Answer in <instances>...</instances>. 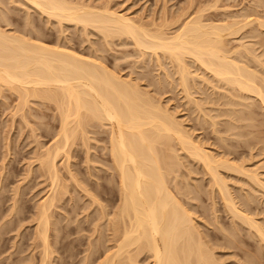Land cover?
Wrapping results in <instances>:
<instances>
[{
	"label": "bare ground",
	"instance_id": "6f19581e",
	"mask_svg": "<svg viewBox=\"0 0 264 264\" xmlns=\"http://www.w3.org/2000/svg\"><path fill=\"white\" fill-rule=\"evenodd\" d=\"M12 1H13V4H12L13 6L16 4V3L14 4V2L18 1V3H17V4H19L18 8L19 7L22 8L23 5H24V7L26 6V9L22 8V9H25L23 13H26L25 11L27 9L31 8L32 10H34V12L36 11L37 13H39L38 15L43 16L45 19H47L48 23H49V21H50V23H51V21H54L53 22L54 25L57 24L56 26L58 27V33H60L59 36L62 35V33H63V31H61V29H63L65 31V29H66L65 25L72 24V27L74 25L75 27H77L79 29L81 28L82 32L80 31V33H83V35L85 34L84 36L88 35V37L89 36L91 37L93 35H92V33L90 35L89 31H92V32L95 31L94 33L99 34L98 37L101 36V38L103 39V40L102 39H100V40L105 42L106 46L104 45L103 47L108 48V46H110V43L112 45V43H116L115 41H117V42L119 41L120 45L125 46V47L127 45H132L133 48L135 49L134 53L137 52L139 54L138 57L141 59V61L142 60L146 61V62L142 61L141 63L145 64V63H147L149 58H150L149 60L153 59L152 61L156 62L155 64L160 69L159 71H161V73L162 72L164 73L163 67H166L165 65L167 63V62L162 63V60H165V61L168 60V63H169L168 65L170 66V64H171V66L173 68L171 70H172V72H174V74H172L174 76L173 77H172V75L170 76L169 71L167 72L165 70L163 77L166 76L165 74L169 73V75L167 74L169 77L167 76L168 78L166 77L165 79L168 80L169 78H173L172 80H174L175 79L174 77L176 75L175 81H177L178 83L177 82H176L177 84L173 83L175 81L172 82V80L170 79L169 85L171 84V82L173 83V86L175 84V87H176V85H179V88L182 89V90H180V92L181 91L184 92L183 93L184 97H187L189 102L192 101V102H190V104L188 103L189 106H191V104H193L196 107L195 110L198 113H200V115H201L200 117H203L202 118L203 123H204V120H206V118L208 119L205 122L209 121L210 124L208 123V125L211 126L210 128H212L213 133L217 132L216 134H218V131L216 129L223 127V125L220 126L219 128L216 127V126H219V125H217V122L220 120L219 117L221 118L222 115L225 117V121L228 118V121L226 123H223L224 126L226 127V128H224L225 130L223 129L224 134H226V132H227L228 136L231 134L230 136H233L234 138L239 139V140H240V138L241 139L245 138V137H243V134H242L243 130L241 132V129H243L242 127H245V129H246V130L244 129V135H246V136L250 135V137H252L254 139L257 136H255L251 133V132H253V129H255L256 126L258 127L259 125L264 126V38H263L264 35L263 36L261 35V34H264V16L261 15L262 13L259 14V12L256 11L259 8L262 9V7H263L262 5H264V0L263 1L262 0H252V2H255L254 3L255 6H253L254 9L251 6H250V8L246 7L247 10H244L242 12L240 11L241 15H239L240 13L237 14L238 12L236 11L237 15L231 14V16H230L229 15L231 13V12L229 13L230 10L228 11V15L225 13L226 12L225 11L223 13L226 15L225 18H221V17L218 18V16H220V15L215 16L217 13L216 14L213 13L215 11L214 9H216V11H218L217 8H219L221 5H223V4H221V5L218 4L219 7H217L218 6L217 3L219 2V0H209V2H201L202 1L201 0L200 2H198V7L194 13H190V14H187V16H184L187 13L185 11L186 10V8H185V10H184L185 14H183L184 12H182V15L180 16V13H181L180 12L179 14H177V18H176V16L171 17V18H176V19H173L174 21L172 23L170 22V24H169V22L168 23L165 22L166 18H164V17H162L164 21H162V22L160 21L161 23L160 22L155 23V21H153V20H150L151 22H148L145 19H144V22L140 21V19L134 20L135 18L133 19L129 16L121 14V12L118 13V12L114 11V10L118 9L116 7H114L116 9H114L112 11V8L108 6V2H107V5H104V4H106V2H104V4L102 6L100 3V5L97 7L96 4H95L96 6L95 5L88 6V4L85 5V4H83V2L82 3L79 2L80 0H12ZM12 1L10 0V4L8 6L7 3H6L7 5L4 3V0H3V2H1V0H0V3L3 4L1 7H5L4 6V4H5L6 7L8 6L10 8ZM224 1L226 2V0H224ZM232 1H234V0H232ZM193 2H196V1L195 0L191 1L190 5ZM262 2H263V4H262ZM164 3H166V2H164ZM222 3H223V1H222ZM232 3H234V2H232ZM20 4H21V6H20ZM199 4H201V5H199ZM259 4H262V5H260L262 7H259ZM195 5H196V3H195ZM1 7H0V92L3 90L5 92V90H7V92L9 91L11 94L17 95L18 102H16V103H18V104L15 105L16 106V112L21 111L24 108H26L25 105L31 103L30 100L33 99V101L36 100V101L41 102V103L38 102V104L40 103L42 105H48V106L50 104L54 105L53 107H55V109L57 110L56 114H58L57 117H58V121H59V124H58L59 128H58L57 132H55L56 133V135H55L56 139L54 140L53 143L51 142L52 143L51 145L49 144L50 146H47V148H44V150L41 147L42 151L40 149L41 152L38 151V153L36 155L37 158H35L36 161L38 162L37 168L41 174L39 176H43V178L45 177L44 180L47 179L46 181L47 182L49 181L48 182L49 185L47 186L49 189V191H48L49 193L47 194V196L45 195L46 197H42L44 199L42 201H39V204H37L35 218H34L35 228L33 226V228L35 230L34 231L35 234L32 236V238L36 235L35 236L36 238L35 237L34 238L38 239L39 245L42 246V247L39 246L42 248L41 249L42 255H41L40 264H50V262H49L50 260L48 258H50V255L52 253L50 254V252H49L50 248H48V245H50L48 232H49L50 227H56L55 225L51 226L52 222H54V221L51 222L50 219H51L53 208L58 207V205L60 204L59 202H61L60 199L63 197L62 195L65 192H67L66 191L67 185L65 186L64 183L60 184V180H59L60 175L58 173V168H57L58 162H56V160L58 159V157L60 158L62 156L61 158L63 159V156H65L64 157V158H66L65 160L67 162L69 161V159H68L69 155H70L69 149L71 147V146L69 147V144L71 145V143H72L71 140L73 139L74 136L77 135L76 133L79 132L78 134L82 133L81 135L84 136L82 140L84 141L83 143H84L85 148L84 147L83 148L85 149L84 152L87 153V157L85 158V160L87 161V163L89 162V160L92 161L93 159L91 160V156L89 158V155H88L89 154L88 150L91 149L90 144H88L89 143L88 140L90 141L91 139H89L90 137L88 136L89 137L88 138L86 135L89 133L88 131L90 129L87 130L86 127L88 128V126H91L93 123H97L96 125L98 127L101 126L100 129L103 128L102 126H104V128L107 127L105 130H104V128L102 130H104V133H106L108 136V140H107L108 146L107 147L106 146L103 147L102 145H100V146H102L103 147L102 149L105 150V152H106L105 154L107 155V158L105 159L106 161H104V160L103 161L109 162V164L106 163V164H108L106 168H107V170H110L112 172V179L113 178L115 179V180L113 179L115 181V183L113 180H111V182L113 181V183H114L113 186L115 187L114 190L116 189L118 192V195H119V203L117 204V206L114 205L115 210L113 208H111L114 211L113 212L111 211L112 214L109 213L112 217L108 218V212H106V211H108L109 209L106 208L107 204H106V207L103 206L101 204V202H98L96 199L98 195H96V198H95L94 194H91L88 192L91 190H87V188L84 189V193L88 197H90L92 199V201L97 204V206L99 208L98 211H99L100 216L97 214V217L99 216V220L104 218V223L107 224V225H105V227L107 226L106 227L107 229L104 228L105 230H107V237L103 236L100 238H104V237L106 239L109 238L107 242L113 243L112 247H111L112 248L111 252L106 251L107 254L104 255L102 262L100 261V262H98V264L99 263L100 264H142L141 260L143 258H146V260H149L148 264H219L220 263L219 261L221 259L218 260V262H217V260H215L216 258L214 257V255H212V253L214 251H211L212 253L210 252L211 245L209 246L210 247L209 248L208 247V245H209L208 240L204 239L209 234H207L203 238V236H202L203 233H201V231H198V228H196L199 225V223L197 225L195 218L192 217V213L190 211L191 207H189V205H188V203H191V202L189 201L188 203H186L188 205V206H186V204L184 205V203L182 202L181 199H180L181 201L179 200L180 196L177 197L180 194L178 186H180L182 184H179L177 187L174 186V188H172L173 185H175V183L172 182L173 185L170 183L172 180L176 179V176L178 175V173H176L177 175L175 174L176 176L173 175V176H175V179H170V176L175 173V171H176L175 168L178 167L179 164H181L180 162H178L179 155L176 154L178 152L177 149L175 148L176 145L178 146V149L183 151V153L185 152L184 154H186V157L189 156V159L191 158L193 160L192 162L196 161V165L200 164L199 166H201V169H203L202 171H205V173L203 172L204 174H202V175H203V177H205L204 175L208 176L209 181L211 182L210 184H208V185H211V186H208V187H210V192L211 193H215V191L217 192L216 194H217L218 198L221 199L220 202L222 201V203L224 205L223 209L224 210L226 209V211H227L226 214H228L229 216H231L230 218H232L230 220V221H232V224L236 225L237 223H240V225H242L243 227L246 226L248 231L249 230L251 231V232L249 231L250 234L255 233V234H253V236L254 235L257 236L256 239L257 238L259 239V243L261 242L262 243L261 245L262 246L264 245V228H263L264 223L259 224L261 222H257L255 219H253L254 217L253 218L250 217L253 214L250 216L247 215V212L249 213V211H250L248 209L249 203H251V200H255V195H254L253 199H251L252 197L250 198V196H252V195L249 196V194H248V196L246 195L248 198L247 199L245 197L246 193H244L245 192V190H244L243 191L244 196H242L243 198L242 197L241 198H242V200H244V197H245V199H247L248 202L246 201L245 204H243V201H242L241 204H243V206L239 207V205H237V204H239L240 202L236 203V201H235L236 199L234 200L235 196H232L233 193L230 192L232 188H230V186L227 185L229 182L225 181V177L222 176L223 174L220 173L221 172L220 170L224 171L225 174H226V172L228 174V171H229V173L231 171L232 172L231 174H233V175H234V173H235V175L237 173H238V175L239 174L243 175L247 180L246 182L253 184V187L260 189V191H261L260 193L262 194V191H263V194H264V183H263L264 181H262L263 178L259 179V176L262 174L259 175V173H258V175H259L258 176L257 174H255V171L254 172L249 171L251 168L249 170H246L247 169L246 167H242L241 165H238L237 163L234 164L235 162L232 163L236 159L235 160L233 159L232 161H230L228 159V157L226 158L225 155L228 154L229 152L226 153L224 156L222 155L223 157H220L221 154L218 156V155H216L217 153H215V151L211 152L209 149H206L207 146L204 147L205 144L203 143V141H202L203 145L200 143V140L194 141L192 134L190 132L188 133V130L183 128L184 126L182 124H184V123L179 122V120H177L178 118L176 119V117H174L172 115V114H174L173 112L170 113V111L167 109L168 106L162 107L163 105H161L159 103V100H158L159 98L157 99L158 102H157V100L155 101L153 99V98L156 99V97H153V96H156L157 94L156 95L153 94L151 96L150 95L151 92L149 93V95L147 94L148 92H146V91L144 92L142 90L143 91L142 92L139 88L142 89L143 87H140L139 84L136 83V81H134V82L132 81L133 79L135 80V77L133 79L131 78L132 80L121 79L119 74H117L118 72H117V66H116V63L118 64L119 62L116 61L117 57H115L114 55L113 56L115 58L114 57L113 58L115 59L114 62H116V63H115V65L112 64L114 66L111 67V69L116 67L114 69L117 73H115V71H111V69L109 70L107 68V66H105L103 64L105 62H103L102 58H104V56L102 57L101 56L102 54H100L101 57L97 55L99 53L104 52L101 50L103 48L100 47L99 50L102 52L97 53L95 51L97 47L96 48L94 47L95 50H93V51H95L97 54L95 53L94 56H92L93 54H89L90 57L85 58L84 56L82 57L81 55L75 53L76 51L75 52L73 51L72 45H71L72 49L68 48L70 45H68V46L66 45L67 47H64L65 45L62 46V44H64L63 41L65 40L64 37H62V36L61 37L63 39L60 37L62 41L60 40V42H58L57 41L59 38L58 37L57 39H55L56 42L54 43V41H53L52 43H54V44H51L54 46L48 45V44H46V42L44 43V39H43L42 35L39 34L41 30L38 31L36 28L39 26L35 27L34 24H32V22H31L32 18H30V16L27 14L29 10L25 14L28 16L24 15L25 18L27 17V21L24 20L25 21L24 27H21L20 29H17V28L11 29L10 27H15V25L19 23L15 19V18H17L18 13H14L17 15L14 16V18H13V12H12V14H11L12 17H10L7 15V11H6V9L9 10V8L5 7V9L3 11L2 10L3 8L1 9ZM18 8L15 7L14 9H18ZM211 9L213 10V12H211V13H213L214 15H212L210 13ZM221 9H219V10H221ZM249 9H253L254 11L249 10ZM226 10H228V9H226ZM255 11L258 12V14ZM8 14H10V12H8ZM191 14H192V16H191ZM178 15H179V17H178ZM182 16L185 18L181 19ZM21 18L23 19L22 16H21ZM17 19H19V18H17ZM37 19H40V18L37 17ZM47 20H45V22ZM141 20H142V18H141ZM38 21H36V22L38 23ZM167 21H168V19H167ZM171 21H172V19H171ZM13 23H15V24L13 25ZM23 24L20 26H23ZM35 25H36V23H35ZM38 25H39V23H38ZM26 26H28V27H26ZM45 26H47V25H45ZM63 26L65 29L63 28ZM3 27L4 28L7 27L10 29H7V28L4 29ZM249 27H250V31L244 32V30L246 28H249ZM89 29H91V30H89ZM44 30H45V28H44ZM42 32L43 31H41V34H42ZM43 33H45V32H43ZM247 34H249V35H247ZM49 36H51V35H49ZM84 36H82V37L84 38ZM44 37H46V34L44 35ZM88 37H86V38L88 39ZM245 38L248 41H246ZM249 38H252L253 40L251 39L252 41H249L250 40ZM65 41H67V43H68L70 40H68V38H67ZM89 41H91V40H89ZM89 41L86 40V43L87 42L89 43ZM235 41L238 43L240 42V43L239 44H232ZM89 44H90V46L91 45L93 46V44H91V42ZM256 45H257V47L258 46H260V47L257 48ZM94 46H96V45H94ZM91 47H89V48H91ZM110 47H112V46H110ZM110 47H109V49L106 48L108 52H110L109 50L112 51V48L110 49ZM125 47H122V48H125ZM261 47H263L262 50H261ZM106 49H105V51H106ZM258 49H260V52ZM113 50H114V47H113ZM77 51H79V50L77 49ZM108 52H105V53H108ZM124 52H125V50H124ZM257 52H259V53H257ZM90 53H92V52H90ZM105 53H103V54H105ZM117 53H119V52H117ZM119 54L121 55V53H119ZM128 54H130V53H128ZM138 54H136V55H138ZM106 56H107V54H106ZM123 56H125V55H123ZM121 58L124 59L125 57L121 56ZM119 59L120 58H118V61H119ZM187 60L188 61L190 60L192 63L196 64V68H197L196 69L197 72L195 74L196 78L193 77L194 73L192 71L190 72L189 68H191L192 64L188 63ZM104 61H105V59H104ZM152 61H150V62H152ZM122 62H124V60H122ZM141 63H140V65H138V63H137V67L139 66V68H140V66H142ZM119 64H121V63H119ZM134 64L135 63H133V65ZM148 64H150V63H148ZM162 64H165V65L162 66ZM188 64H191V66L189 67ZM134 68H135V66H134ZM153 68H155V67H153ZM114 69H112V70H114ZM136 70H138V69H136ZM198 70L200 72H202L203 74L205 73L209 77H205V76L201 75V73L199 74ZM119 73H120V71H119ZM132 73H130V74L132 75ZM192 73H193V75H192ZM143 75H145V74H143ZM148 76H149V73H148ZM160 76L158 77L159 80L158 79L157 80L155 79L156 81L150 80L151 82L153 81V83H156L157 85H159L158 88L155 90H159V88L161 87V83L163 82L161 80ZM155 77H156V75H155ZM138 78L139 77H137V80H138ZM145 78L147 79V76H145ZM145 78H143V81ZM191 78L192 79L195 78V79H197V81L200 80L201 83L204 82V83H206V85H210L211 86L210 88L215 89L219 93L222 90V92H221L222 94H219L222 96H219L217 93L216 95L218 97L216 96L217 97L216 100L213 99V97H212V95H214V94H212V93L209 94L210 92L208 93V92H205V90H204L203 92L201 91V93H203V95H205L204 98L205 97L208 98V96L211 95L207 101L208 104L210 103L211 105H213V103H214V105L215 104L218 105L216 107L223 106V107H225L224 108L225 110L223 109V111H222V108H220V109L216 108L217 110H215L213 108L214 109L213 110L210 107L211 105L209 106L210 109L207 108V106H205V107L208 110L205 108L203 109L202 103L204 102L203 101L204 98L202 100V97L197 98L194 96L195 98H197L195 100V98L194 99L192 98L193 94L190 93L189 88L192 90L193 87L195 89L197 87V85H196V87L195 86L192 87V85H194V84H192V81L195 79H193L191 81V85L189 84ZM126 80H128V81H126ZM140 80H142V79H139V82H140ZM147 83L149 84L147 86H151L150 84H152L150 82H147ZM166 83L168 84V81ZM137 84H138V86H137ZM195 84H198V82H196ZM198 85H200V84H198ZM163 86H164V84H162L161 88H163ZM200 86H198V87H200ZM202 86H203V84H202ZM167 87L169 88V86H167ZM147 88L148 87H146L145 89H147ZM155 88H156V86H155ZM149 89L150 88H148V90ZM173 89H175V88H173ZM197 90H199V89H197ZM188 91H189L190 95H189ZM157 92L159 93L158 94L159 97L164 95V94L161 95L159 91H156L155 93H157ZM201 93L199 96H201ZM206 93H208L209 95L207 94V96H206ZM214 97H215V95H214ZM219 97H222V99L220 98L223 101V102L221 101V104H219L220 102L219 103L217 102ZM190 98H192L193 100ZM207 98H205V100H207ZM33 101H32V103H36V101L35 102H33ZM188 101L186 100V102H188ZM215 101L217 103H215ZM207 103H206V105H208ZM5 104H3V105H5ZM31 104H30V106H31ZM193 105L191 106L192 108H193ZM28 107H29V105H28ZM255 108H257L258 111L260 109L261 113L258 114V111H255ZM38 109H39V107H38ZM189 109H191V108H189ZM26 111H27V109H26ZM26 111H25V113H26ZM214 111L215 112L218 111L217 113H219V111H221L222 115H221V112L218 114L220 116H218L217 113H215L216 115H214ZM254 114H255V116H258V115L262 116V123L263 124L258 123V125H257L256 124L257 122L254 124V121H256ZM198 115L199 114H197V116ZM21 117H22V115H21ZM51 117H54V116H51ZM216 117H218V118H216ZM224 117H222V118L224 119ZM258 117H260V116H258ZM217 119H219V120L217 121ZM197 120H198V117H197ZM44 121H45V119H44ZM257 121H260V120H257ZM219 122L222 124V121H219ZM219 122H218V124H219ZM238 123H240V124L238 125ZM198 124L200 125V123H198ZM241 124H242V127H241ZM20 125H21V123H20ZM41 125H43V124H41ZM204 125H205V123H204ZM98 127H96V128H98ZM200 127L201 126H199V128ZM260 127L262 128V126H259L258 129ZM51 128L53 129V127H51ZM202 128H204V127H202ZM247 128L249 130H250V128H252V129H251V131H249ZM206 129L207 128H205V130ZM201 130H203V129H201ZM247 130L251 134L250 133L245 134V131L247 133ZM259 130H258V132H260ZM223 131H220L219 134L222 133ZM48 132H52V131H48ZM93 132L90 131V133H92V134H93ZM210 133H212V132H210ZM253 133H255L257 135L256 131H254ZM262 133L263 132L261 131L258 134L257 139H255V140L261 139V142L259 141L260 143H262L264 141V139L262 138V137H264L263 136L264 133L263 134ZM52 134H54V133H52ZM92 134H90V135H92ZM81 135H77V136H81ZM259 135H262V136H259ZM204 136H205V133H204ZM98 138L100 139V137H98ZM221 138H223V136ZM221 138H220V140H221ZM36 139H38V138H36ZM230 139L231 138H229V140H227V141H230ZM207 140H209V139H207ZM223 141L225 142L226 138ZM246 141L249 142L250 140H248V138H247ZM38 142H37V146H39ZM102 142H103V139H102ZM243 142H242V144H243ZM105 143H104V145H105ZM172 143L174 146L172 145ZM175 143H176V145H175ZM207 145H208V143H207ZM230 145H232V144H230ZM249 145H250V143H249ZM252 145H253V143H252ZM257 145H258V143H257ZM213 146L217 147V145H213ZM225 146H226V144H225ZM247 146H245V148ZM5 147H7V146L5 145ZM221 147L225 148L224 146H221ZM228 148L231 150L234 147L232 145V148H230V146ZM217 149H220L219 146ZM261 149H262V147L260 148V150ZM248 150H249V148H248ZM254 150H255V147H254ZM236 151H235V153H236ZM8 153H10V152H8ZM235 153H233V154H235ZM222 154H223V152H222ZM6 155H7V153H6ZM177 155H178V157H177ZM4 156H5V154H4ZM238 156H240V155H238ZM229 157H231V156H229ZM239 158H241V157H239ZM250 158H252V157L250 156ZM243 159H245V158H243ZM238 160H240V159H238ZM86 161H85V163H86ZM67 162L65 163L66 167L69 163V162L68 163ZM104 162H103V164H104ZM241 162H238V163H241ZM100 163H102V162H100ZM69 164H71V163H69ZM65 165H64V167H65ZM243 165H244V163H243ZM180 166L182 167V165H180ZM179 167H178V170H179ZM67 168L66 169L69 172V167H67ZM258 168H260V167H258ZM2 170H3V168H2ZM2 170H1V172H2ZM34 170L37 171L36 168ZM1 172H0V174H1ZM32 172H34V171H32ZM70 172H71V170H70ZM70 172H69V174H71ZM188 173H189V171H188ZM196 173H197V171H196ZM198 173H202V172L200 171ZM228 175H230V174H228ZM90 176H88V177L90 178ZM3 177H5V176H3ZM177 177H179V176H177ZM68 178H69V176H68ZM70 181L76 182L75 180H72V179ZM87 181H89V180H87ZM239 183H240V181H239ZM248 183H247V185H248ZM104 184H106V183H104ZM170 184L172 187L170 186ZM251 184H249V185L252 186ZM62 185H64L65 188H64V186L62 187ZM76 185H77V183H76ZM199 185L201 186V184H199ZM21 187H22V185H21ZM81 187H82V185H81ZM85 187L86 186L84 185V187H82V188H85ZM194 187H195V185H194ZM101 188H103V187H101ZM187 188H186V190H187ZM229 188H230V190H229ZM19 189H21V188H19ZM240 189H238V190L240 191ZM250 189L252 192V187ZM250 189L247 191H250ZM17 190H18V187H17ZM94 190H95V188H94ZM96 191H97V189H96ZM200 191H202V190H200ZM256 191L257 190H253V192H256ZM0 192H3V191H0ZM186 193H187V191H186ZM190 193L193 194L194 191H193V193L192 192H190ZM205 193H204V195H205ZM207 193H209V192H207ZM256 193H259V192H256ZM13 194H14V198H15V196L17 195V191L13 192ZM234 194H236V193H234ZM105 195H108V194H105ZM182 195H184V194H182ZM194 195H196V194H194ZM189 196L190 195H188V197ZM212 196L214 197V194H211L210 197H212ZM217 196H215V197L217 198ZM208 197L209 196L207 195V198ZM258 197H259V195H258ZM195 198H196V196H194V199ZM197 198H198V196H197ZM1 199H3V198H1ZM191 199H193V197L188 198V200H191ZM198 199H200V198H198ZM12 200H13V204L11 205L12 208H10V210L13 212L15 210V208L17 207L15 205V200H17V199H15V200L12 199ZM39 200H41V199H39ZM98 200H99V197H98ZM211 200H212V198L210 199V201ZM196 201L194 200V202H196ZM56 202L59 204L55 205ZM212 203H211V205H214L215 202L213 201ZM258 204H259V202H258ZM200 205L201 204H199V206ZM262 205H264V204H262ZM194 207H195V205H194ZM215 207H217V206H215ZM105 208L107 210H105ZM56 209H58V208H56ZM63 209H64V207H63ZM18 210H22V209H18ZM204 211H205V209H204ZM261 211H262V209H261ZM7 212H8V210H7ZM254 213H256V212H254ZM210 214H212V213H209V215ZM6 215L7 214H5V217H6ZM8 215H10V214H8ZM213 215H214V212H213ZM8 217H6V218H8ZM33 217L34 216H32V218ZM205 217H207V215ZM66 218H68V215ZM212 218H209V220ZM216 219H217V217H216ZM11 220H13V219H11ZM16 220H18V219H16ZM55 220L59 222V219L58 220L55 219ZM96 220H98V219H96ZM199 220H200V218H199ZM1 221H2V219H1ZM19 221H17V222H19ZM68 221H69V219H68ZM261 221H262V218H261ZM7 222H10V221H7ZM32 222H33V220H32ZM207 222H209V221H207ZM234 222L235 223L237 222V223L235 224ZM204 223H205V221H204ZM216 223H217V220H216ZM216 223H215V227H216V225H218V223L217 224ZM8 224H10V223H8ZM18 224H20V223H18ZM56 224H58V223L56 222ZM66 224H67V222H66ZM66 224H65V226H66ZM211 225H209V226H211ZM238 225L239 224H237V226ZM261 225H263V227ZM99 226H100V224H99ZM19 227H20V225H19ZM95 227H97V226H95ZM220 227L221 226L219 225V228ZM81 229L82 228H80V230ZM242 230H243V228H242ZM12 231H14V230H12ZM15 231H17V230H15ZM96 231H97V229H96ZM100 233H101V231H100ZM206 233L207 232H205V234ZM242 233H243V231H242ZM19 234H20V232H19ZM69 234H70V232H69ZM230 236H232V235H230ZM253 236H251V237L253 238ZM208 237L210 238V236H208ZM100 238H98V239H100ZM225 240H227V239L225 238ZM40 242H41V244H40ZM223 242H225V241H223ZM216 243H218V241ZM233 243H229V244L234 245ZM97 244H98L97 246H99V242ZM109 244H111V243H109ZM241 244H242V242H241ZM31 245H32V242H31ZM226 246H227V244H226ZM25 247H28V245ZM35 248H36V246H35ZM95 249L97 250V248H95ZM239 249H240V247H239ZM259 249L260 248H258V250ZM90 250H91V248H90ZM101 250H103V249H101ZM93 251H94V249H93ZM5 252H7V249ZM108 252H110V253H108ZM245 252H247V251L245 250ZM21 253H23V252H21ZM213 254H215V253H213ZM31 255L33 257V254H31ZM244 255H246V254H244ZM89 256H91V255H89ZM257 256H253V255H251L250 257L246 256V258H247L246 264H258L259 260H258ZM0 257H1V253H0ZM87 257L85 255V258H87ZM244 258H245V256H244ZM15 259H17V258H15ZM26 259H24V260H26ZM259 259H260V256H259ZM39 260H40V258H39ZM47 260H49V261H47ZM83 260H85V259L83 258ZM31 263L32 262H30V264Z\"/></svg>",
	"mask_w": 264,
	"mask_h": 264
},
{
	"label": "rangeland",
	"instance_id": "374dc122",
	"mask_svg": "<svg viewBox=\"0 0 264 264\" xmlns=\"http://www.w3.org/2000/svg\"><path fill=\"white\" fill-rule=\"evenodd\" d=\"M12 1V0H11ZM191 1H194V0H80L79 2H83V4H85V5H87L88 4V6H93V5H97V7L100 5V3H101V6L104 4V2H106V4H104V5H107V2H108V6L109 7H111L112 8V11L114 10V9H116V8H118L117 10H114V11H116V12H118V13H120L121 12V14H124V15H126V16H129V17H131V18H135L134 20H137V19H140V21H143L144 22V19L146 20V21H148V22H151L150 20H153V21H155V23H158V22H162V21H164L163 20V18L162 17H164V18H166V20H165V22L166 23H168L169 22V24H170V22L172 23L174 20L173 19H176L177 18V14H179L180 12V16L182 15V12H184V10H185V8H186V14H185V12L183 13V14H185L184 16H187V14H190V13H194L195 11H196V9H197V7H198V2H200L201 0H195L196 2H193V3H191V5H190V2ZM222 1H223V3H222ZM219 0V2L217 3V5L219 4V5H221V4H223V5H221L220 7L222 8H220L219 7V5L217 6V7H219V8H217V10L218 11H216V9H214L215 11L213 12V10L211 9V11H210V13L211 12H213V13H217L215 16H218V15H220V16H218V18H225L226 17V15L225 14H223L225 11V13L228 15V11H229V15L231 16V14H235V15H237V14H239L240 13V11L242 12V11H244V10H247V8L246 7H249L250 8V6L253 8V6H255V2H252V0H234V1H232V0H226V2L224 1V0ZM229 1V2H228ZM238 3H237V2ZM263 1V0H262ZM1 2H3V0H1ZM85 2V3H84ZM91 4H90V3ZM96 2V3H95ZM164 2H166V3H164ZM201 2H209V0H202ZM211 2V1H210ZM232 2H234V3H232ZM4 3L6 4H8V6H9V4H10V0L8 1V0H4ZM16 3V4H15ZM18 3V1L17 2H14V4L16 5H14L16 8H18V5L19 4H17ZM112 3V4H111ZM195 3H196V5H195ZM1 4V3H0ZM4 4V6L6 7V5ZM13 4V1L11 2V5ZM90 4V5H89ZM164 4V5H163ZM189 4V5H188ZM233 4V5H232ZM254 4V5H253ZM262 4H263V2H262ZM262 4H259V7H262V9L261 8H259V9H255L256 11H258L259 12V14H261L262 16H264V5H262ZM3 4H1L0 5V7L2 6ZM10 5V8H9V10L8 9H6V11H7V15L8 16H10V17H12V12H13V18H14V16H16L17 14H14V13H18V15H17V18H19V19H17V18H15L19 23L18 24H16L15 25V27H10L11 29L13 28H17V29H20L21 27H24V25H25V21L24 20H26L27 21V17L25 18V16H30V18H32L31 20V22H32V24H34V26L36 27V26H39V27H36L37 28V30L38 31H43V32H45V33H43L42 32V34H41V31H40V35H42V37H43V39H44V43L46 42V44H48V45H51V44H54L55 42H56V40L55 39H57L58 37L60 38L61 36L62 37H64V39L66 40L67 38H68V40H70L68 43H67V41H63V43L64 44H62V46H64V47H67L68 45H70L68 48H71L72 49V47H73V51L75 52V53H77V54H79V55H81L82 57L84 56L85 58H89L90 57V55L89 54H93L92 56H94V54L97 52V53H99V52H102V51H104V52H102V53H99V54H97L98 56H100V54H102L101 56L103 57L104 56V58H102L103 59V62H105V63H103L105 66H107V68L110 70L111 69V67H113L114 65H115V63L116 62H114L115 61V57H117V59H116V61L117 62H119V63H121V64H117L116 63V66H117V72L115 71V69L114 68H116V67H114V68H112V69H114V70H112L111 69V71H115V73H117V74H119V76L121 77V79H123V80H125V79H128V80H132L134 77H135V80L133 79L132 81L134 82V81H136V83H138L139 84V86L140 87H143L142 89L141 88H139L141 91L143 90L144 92L146 91V92H148L147 94L149 95V93H150V95L152 96L153 94H157L156 96H153V97H156V99L155 98H153L155 101L158 99L159 100V103L161 104V105H163L162 107H164V106H168L167 107V109L170 111V113H174V114H172L174 117H176V119L177 120H179V122H182V123H184V124H182L184 127V129H186V130H188V133L190 132L191 134H192V136H193V139H194V141H196V140H200V143L202 144V141H203V143L205 144V146L204 147H206V149H209L211 152L212 151H215V153H217L216 155H220L221 154V156L220 157H223L226 153H228V154H226L225 156H226V158L228 157V159L230 160V161H232L233 159L235 160V161H233L232 163H234V164H238V165H241L242 167H246L247 169L246 170H249L250 168V170L249 171H255V174H257L258 175V173H259V175L260 174H262V175H258L259 176V179H262V181H264V141L262 142V143H260L261 142V139H259V140H255V139H257V137H258V134L262 131L263 133H264V126L263 125H259V126H262V128L260 127L259 129H258V127L256 128L255 127V129H253V132L254 131H256L257 132V135L255 134V133H253V132H251L253 135H255V136H257L256 138H252V137H250V135L248 136H246V135H244V129H245V127H242V124H241V127L243 128V129H241V132H242V130H243V132H242V134H243V137H245V138H240V140L239 139H236V138H234L233 136H228V134H227V132H226V134H224V131H223V129L224 128H226L225 126H224V124L223 123H226L227 121H228V118L226 119V121H225V117L222 115V112L221 111H219V113L221 112V115H222V117H224V119L221 117H219V119H217V121L219 120V121H222V124L219 122V124H218V122H217V125H219V126H216L217 128H219L220 126H222L223 125V127H220L219 129H216L217 131H218V134H216V133H213V131H212V128H210L211 126L210 125H208V123H209V121L208 122H205V121H207L208 119L206 118V120H204V123H205V125H204V123H203V117H200L201 115H200V113H198L195 109H196V107L193 105V104H191V106L193 105V108L191 107V106H189V104H190V102H192V101H188V99H187V97H184V92L183 91H181L180 92V90H182L181 88H179V85H176V87H175V84H174V86H173V83H176L177 81H175L176 80V75H175V79L174 80H172L173 78H169L168 80L167 79H165L168 75H169V73H170V76L172 75V74H174V72H172V70L171 69H173L172 68V66H171V64H170V66L168 65L169 63H168V60L167 61H165V60H162V63L164 62V63H166V65L165 64H162V66L163 65H165L166 67H163L164 69V73H165V70L168 72L169 71V73H167V74H165L166 76L165 77H163L164 75V73L162 72L161 73V71H159L160 69L157 67V65L155 64L156 62L155 61H152V60H149L148 59V61H147V63H141L142 61H144V60H142L141 61V59L138 57L139 56V54L136 52V53H134V51H135V49L133 48V46L132 45H127L126 47L125 46H122V45H120V42L118 41H115L116 43H112V45H111V43H110V46H112V47H110V46H108V48L107 47H103L104 45L106 46V44H105V42L104 41H102L103 39L101 38V36H99L98 37V35L99 34H95L94 32H92V31H89L90 33V35H91V33H92V35L93 36H89L88 37V35L87 36H84L83 35V33H80V31L82 32V30H81V28L79 29V28H77V27H75L74 25H73V27H72V24H67V25H65V28L67 29H65L64 28V26H63V28L65 29V31L63 30V29H61V31H63V33H62V35H60L59 36V34L60 33H58V27L56 26L57 24H55L54 25V21H51V23H50V21H49V23H48V20L47 19H45L43 16H40V15H38L39 13H37L36 11V13L34 12V10H32L31 8V10L33 11H31L30 9H27L25 12L27 13V11H28V15H25L26 13H23L24 12V10L26 9V6L24 7V5H23V7L22 8H25V9H22L21 7H19L18 9H14L15 7L12 5L11 6ZM95 5V6H96ZM166 5V6H165ZM199 5H201V4H199ZM248 5V6H247ZM260 5H262V6H260ZM20 6H21V4H20ZM232 6V7H231ZM5 7H1V9L4 11V9H5ZM6 7V8H7ZM114 7H116V8H114ZM193 7V8H192ZM229 7V8H228ZM12 8V9H11ZM28 8V7H27ZM110 8V9H111ZM168 8V9H167ZM184 8V9H183ZM191 8V9H190ZM243 8V9H242ZM22 9V10H21ZM219 9H221V10H219ZM226 9H228V10H226ZM254 9V8H253ZM253 9H249V10H253ZM15 12H14V11ZM20 12H19V11ZM168 10V11H167ZM5 11V12H6ZM18 11V12H17ZM238 13H237V12ZM254 11V10H253ZM255 11V12H256ZM261 11V12H260ZM8 12H10V14H8ZM123 12V13H122ZM172 12V13H171ZM222 12V13H221ZM254 12V13H255ZM258 12H256L257 14H258ZM33 13V14H32ZM169 13V14H168ZM213 13H211L212 15H214ZM237 13V14H236ZM245 13V12H244ZM25 15V16H24ZM33 15V16H32ZM38 15V16H37ZM134 15V16H133ZM194 15V14H193ZM239 15H241V13L239 14ZM21 16L23 17V19L21 18ZM40 16V17H39ZM175 17L176 16V18H171V17ZM191 16H192V14H191ZM223 16V17H222ZM37 17L38 18H40V19H37ZM178 17H179V15H178ZM141 18H142V20H141ZM184 19L185 17H181V19ZM167 19H168V21H167ZM171 19H172V21H171ZM39 20V21H38ZM45 20H47L46 22H45ZM170 20V21H169ZM24 21V22H23ZM36 21H38V23H39V25H38V23L36 22ZM36 23V25H35V23ZM160 22V23H161ZM24 23V24H23ZM46 23V24H45ZM15 23H13V25H14ZM23 24V26H20V25H22ZM44 24V25H43ZM51 24V25H50ZM12 25V26H13ZM45 25H47V26H45ZM49 25V26H48ZM18 26V27H17ZM33 26V25H32ZM43 26V27H42ZM54 26V27H53ZM56 26V27H55ZM26 27H28V26H26ZM75 27V28H74ZM4 28V27H3ZM7 27H5L4 29H6ZM10 28H7V29H10ZM35 28V29H36ZM39 28V29H38ZM44 28H45V30H44ZM76 29V30H75ZM89 30H91V29H89ZM252 30V29H251ZM49 31V32H48ZM246 31H250V27L249 28H246L245 30H244V32H246ZM60 32V31H59ZM51 33V34H50ZM46 34V37H44V35ZM260 34V33H259ZM49 35H51V36H49ZM247 35H249V34H247ZM246 35V36H247ZM262 36L264 35V34H261ZM82 36H84V38L87 40V41H89V40H91V41H89V43L91 42V44H93V48L90 46V44L87 42L86 43V40L82 37ZM48 37V38H47ZM61 37V38H62ZM86 37H88V39L86 38ZM58 38V42H60V40H61V38L59 39ZM99 38V39H98ZM248 38V37H247ZM264 38V37H263ZM63 39V38H62ZM100 39H102V40H100ZM246 39V38H245ZM244 39V40H245ZM250 40L249 41H252L253 39L252 38H249ZM252 39V40H251ZM85 40V41H84ZM50 41V42H49ZM54 41V43H52ZM62 41V40H61ZM246 41H248L247 39H246ZM67 44H66V43ZM102 42V43H101ZM62 43V42H61ZM95 43V44H94ZM97 43V44H96ZM240 43V42H239ZM238 42H234V43H232V44H239ZM102 44V45H101ZM118 44V45H117ZM67 45V46H66ZM71 45H72V47H71ZM94 45H96V46H94ZM100 45V46H99ZM51 46H54V45H51ZM129 46V47H128ZM89 47H91V48H89ZM96 48V50H95V48ZM103 48V49H101L102 51H100L99 50V48ZM109 47H110V49L112 48V51L111 50H109L110 52H108L107 51V49H109ZM113 47H114V50H113ZM122 47H125V48H122ZM256 47H257V45H256ZM258 47H260V46H258ZM257 47V48H258ZM107 48V49H106ZM262 48L263 47H261V50H262ZM77 49L80 51H77ZM98 49V50H97ZM105 49H106V51H105ZM92 50V51H91ZM93 50H95V51H93ZM124 50H125V52H124ZM259 50V52H260V49H258ZM114 51V52H113ZM257 51V50H256ZM90 52H92V53H90ZM94 52V53H93ZM105 52H108V53H105ZM113 52V53H112ZM117 52H119V53H121V55L119 54V53H117ZM124 52V53H123ZM259 52H257V53H259ZM103 53H105V54H103ZM128 53H130V54H128ZM106 54H107V56H106ZM128 54V55H127ZM134 54V55H133ZM136 54H138V55H136ZM88 55V56H87ZM96 55V56H97ZM115 57H114V56ZM120 57H119V56ZM123 55H125V56H123ZM100 56V57H101ZM121 56L122 57H125L124 59H122L121 58ZM140 59H138L137 57ZM109 57V58H108ZM114 57V58H113ZM118 58H120L119 59V61H118ZM127 58V59H126ZM137 58V59H136ZM104 59H105V61H104ZM107 60V61H106ZM113 60V61H112ZM122 60H124V62H122ZM102 61V60H101ZM135 61V62H134ZM150 61H152V62H150ZM114 62V63H113ZM144 62H146V61H144ZM187 62L188 63H191L192 64V66H191V64H188L189 65V67L191 66V68H189V70H190V72L192 71L193 73H194V75L196 74V64H194V63H192L190 60L188 61L187 60ZM133 63H135L134 65H133ZM137 63H138V65H140V63H141V65L142 66H140V68H139V66L137 67ZM148 63H150V64H148ZM112 64H114V65H112ZM148 64V65H147ZM153 64V65H152ZM145 65V66H144ZM134 66H135V68H134ZM153 66V67H155V68H151V67ZM151 69H150V68ZM158 68V69H157ZM134 69V70H133ZM136 69H138V70H136ZM157 69V70H156ZM150 70V71H149ZM119 71H120V73H119ZM174 71V70H173ZM195 71V72H194ZM133 72V73H132ZM148 72L149 73V76H148V73L146 74V73ZM159 72V73H158ZM172 72V73H171ZM130 73H132V75L130 74ZM158 73V74H157ZM193 73H192V75H193ZM198 73L200 74L201 73V75H203V76H205V77H209L208 75H206L205 73L203 74L202 72H200L199 70H198ZM197 73V74H198ZM143 74H145V75H143ZM129 75V76H128ZM155 75H156V77H155ZM161 75V76H160ZM193 75V77H195L196 78V75L194 76ZM142 76V77H141ZM145 76H147V79L145 78ZM160 76V78H161V80L163 81L162 83H161V87H162V84H164V86H163V88H159V90H155V89H157L158 88V86L159 85H157L156 83H153V81L151 82L150 80H157L158 79V77ZM174 75H172V77H173ZM137 77H139L138 78V80H137ZM169 77V76H168ZM167 77V78H168ZM132 78V79H131ZM143 78H145L144 79V81H143ZM195 78H193V79H195ZM139 79H142V80H140V82H139ZM149 79V80H148ZM170 79L172 80V82L173 81H175V82H171V84L169 85V82H170ZM192 78L190 79V82H189V84L191 85V81L193 80ZM211 79V78H210ZM209 79V80H210ZM128 80H126V81H128ZM147 80V81H146ZM155 80V81H156ZM159 80V79H158ZM166 80V81H165ZM178 80V79H177ZM196 80V81H195ZM195 80H193L192 81V84H194V85H192V87L193 86H195L196 87V85H197V87L198 86H200V87H196V89L193 87L192 88V90L189 88V90H190V93L191 94H193V96H192V98L194 99L195 97H197V98H201L202 97V100H203V98H204V96L205 95H203V93H201V91L203 92L204 90H205V92H210L209 94H214L215 95V97H214V95H212V97H213V99H215L216 100V98L218 97L216 94L218 93V95L219 94H222L221 92H222V90L220 91V93L219 92H217L215 89H213V88H210L211 86L210 85H206V83H201L200 82V80L199 81H197V79H195ZM165 81V82H164ZM168 81V84L166 83ZM144 82V83H143ZM147 82H150V83H152V84H150L151 86H147V85H149ZM196 82H198V84H200V85H198V84H195ZM200 82V83H199ZM146 83V84H145ZM178 83V82H177ZM176 83V84H177ZM138 84H137V86H138ZM156 84V85H155ZM202 84H203V86H202ZM153 85V86H152ZM155 86H156V88H155ZM167 86H169V88L167 87ZM146 87H148V88H150L149 90H148V88L147 89H145ZM171 87V88H170ZM191 87V86H190ZM168 88V89H167ZM173 88H175V89H173ZM203 88V89H202ZM205 88V89H204ZM208 88V89H207ZM163 89V90H162ZM168 91H167V90ZM194 89V90H193ZM197 89H199V90H197ZM201 89V90H200ZM3 90V89H2ZM162 90V91H161ZM197 90V91H196ZM142 91V92H143ZM156 91H159L160 92V94L162 95V94H164V95H162V96H160L159 97V93L157 92V93H155ZM164 91V92H163ZM170 91V92H169ZM212 91V92H211ZM216 91V92H215ZM9 92V91H8ZM7 92V90H5V92H4V90L3 91H1L0 92V172H1V170H2V168H3V170H2V172H1V174H0V191H3V192H0V253H1V257H0V264H20L21 262V264H30V262H32L31 264H40V261H41V245H39V240L38 239H35L36 237V235L32 238V236L35 234V230H34V228H35V223H34V218H35V213H36V207H37V204H39V201H42L44 198H42V197H46L47 196V194L49 193L48 191H49V189H48V182L46 181V180H44L45 179V177L43 178V176H39V175H41L40 174V171L38 170V162L36 161V159L35 158H37V153H38V151L39 152H41L42 151V149H41V147L43 148V150H44V148H47V146H50L53 142H54V140L56 139V133L55 132H57V130H58V128H59V121H58V117H57V115L58 114H56L57 113V110L55 109V107H53L54 105H42V104H40L41 102L40 101H36V103H32V101H33V99L32 100H30L31 101V103H29V104H27V105H25V107L26 108H24L23 110H21V111H18V112H16V106L15 105H17L18 103H16V102H18V98H17V95L16 94H11L10 92L8 93ZM167 92V93H166ZM214 92V93H213ZM2 93V94H1ZM188 93H189V91H188ZM190 93H189V95H190ZM199 93V94H198ZM200 93H201V96H199L200 95ZM208 93H206V96H207V94ZM4 94V95H3ZM208 94V95H209ZM203 95V96H202ZM195 96V97H194ZM211 95H209L208 96V98L207 97H205V98H207V100H205V98H204V102L202 103L203 104V106H202V108L204 109H207V108H209L210 109V107H211V109H215V110H217L216 108H222V111H223V109L225 108V107H223V106H220V107H216V106H218V105H214V103H213V105H211L210 103L208 104L207 103V101H208V99H209V97H210ZM217 96V97H216ZM219 96H222V95H219ZM190 97V96H189ZM211 97V98H212ZM164 100H163V99ZM185 100H184V99ZM192 98H190V99H192ZM197 98H195V100L197 99ZM222 99V97H219V99H218V103L219 104H221V99ZM3 99V100H2ZM192 99V100H193ZM158 100H157V102H158ZM186 100L188 101V102H186ZM199 100V99H198ZM220 100V101H219ZM35 101H33V102H35ZM6 104H5V103ZM38 102H40L39 104L41 105H39L38 104ZM164 102V103H163ZM200 102V101H199ZM216 101H215V103H217ZM223 102V101H222ZM189 103V104H188ZM205 103V104H204ZM206 103L208 104V105H206ZM3 104H5V105H3ZM30 104H31V106H30ZM34 104V105H33ZM188 104V105H187ZM28 105H29V107H28ZM39 105V106H38ZM211 105V106H210ZM33 106V107H32ZM51 106V107H50ZM205 106H207V108L205 107ZM210 106V107H209ZM14 107V108H13ZM31 107V108H30ZM38 107H39V109H38ZM47 107V108H46ZM195 107V108H194ZM42 108V109H41ZM189 108H191V109H189ZM26 109H27V111H26ZM31 109V110H30ZM45 109V110H44ZM165 109V108H164ZM166 109V110H167ZM193 109V110H192ZM213 109V110H214ZM15 110V111H14ZM29 110V111H28ZM195 110V111H194ZM208 110V109H207ZM225 110V109H224ZM25 111H26V113H25ZM54 111V112H53ZM168 111V112H169ZM194 111V112H193ZM255 111H258L257 110V108H255ZM259 111H260V109H259ZM258 111V114H260L261 113V111L259 112ZM21 112V113H20ZM218 112V111H217ZM217 112H215L214 111V115H216L215 113H217ZM16 115H15V114ZM42 113V114H41ZM213 113V112H212ZM219 113H217V115L219 114ZM40 114V115H39ZM197 114H199L198 116H197ZM21 115H22V117H21ZM26 115V116H25ZM38 115V116H37ZM51 116H54V117H51ZM218 116H220V115H218ZM258 116H260V117H258ZM258 116H255V114H254V117H255V120L256 121H254V124L256 123L257 125H258V123H262V116L261 115H258ZM25 117V118H24ZM57 117V118H56ZM197 117H198V120H197ZM24 118V119H23ZM49 118V119H48ZM52 118V119H51ZM216 118H218V117H216ZM215 118V119H216ZM21 119V120H20ZM23 119V120H22ZM44 119H45V121H44ZM52 121H51V120ZM205 119V118H204ZM39 120V121H38ZM55 120V121H54ZM187 120V121H186ZM202 120V121H201ZM257 120H260V121H257ZM23 121V122H22ZM47 121V122H46ZM225 121V122H224ZM12 122V123H11ZM45 122V123H44ZM186 122V123H185ZM200 123V125L198 124V123ZM20 123H21V125H20ZM27 123V124H26ZM203 123V124H202ZM41 124H43V125H41ZM97 123H93L91 126H88V128L86 127V129L87 130H89L88 132L90 133V131L91 132H93V134L92 133H90V134H92V135H90L88 132V134H86L87 135V137L89 138V139H91L90 141L88 140V144H90V148L91 149H89L88 151V155H89V158H90V156H91V160L92 161H90L89 160V162L87 163V161L85 160V158L87 157V153L86 152H84L85 151V146H84V141L82 140L83 139V137L84 136H82L81 134H78L79 132H77L76 134L77 135H81V136H74L73 137V139L71 140L72 141V143H71V145L69 144V147H70V149H69V163H71V164H69L65 159L66 158H64L65 156H63V159L60 157H58V159L56 160V162H58L57 163V168H58V173H59V175H60V184L62 183H64V185L66 186L67 185V187H66V191L67 192H65L62 196V198L60 199V201L61 202H59V203H55V205L57 204H59L58 205V207H56V208H58V209H56V208H53V211H52V215H51V219H50V221L52 222V221H54V222H52V225L51 226H56V227H50V229H49V243H50V245H48V248H50L49 250V252H50V258H48L49 260H47V261H49L50 262V264H85L86 262V264H98V262H102V259L104 258V255H106L107 253H106V251H110L111 252V247H112V242H107L108 241V239L109 238H105V237H107V230H105V229H107L106 227H105V225H107L106 223H104V218H100L101 220H99V208H98V206H97V204L96 203H94L93 201H92V199L90 198V197H88L85 193H84V189H86L87 188V190H91V191H88L89 193H91V194H94L93 196L96 198V195H98L97 196V201L98 202H101V204L103 205V206H105L106 207V204H107V209H109L108 211H106V212H108V218H111L112 216L110 215V214H112L111 213V211L113 212L114 210H115V208H114V205H116L117 206V204L119 203V195H118V192H117V190L115 191L114 190V183H115V179L113 180L112 179V172L110 171V170H107V165L109 164V162H104V161H106L105 159L107 158V155L105 154L106 152H105V150H103L102 148L103 147H107L108 146V136H107V134L106 133H104V130L107 128L106 126V128H104V126H102L103 128H104V130H102V129H100L101 128V126L100 127H98L97 125H96ZM197 124V125H196ZM210 124V123H209ZM237 124V123H236ZM240 123H238V125H239ZM263 124V123H262ZM244 125V124H243ZM187 128H186V127ZM197 126V127H196ZM199 126H201L200 128H199ZM209 126V127H208ZM44 127V128H43ZM46 127V128H45ZM51 127H53V129L51 128ZM95 127V128H94ZM96 127H98V128H96ZM202 127H204V128H202ZM240 127V126H239ZM95 130H94V129ZM205 128H207L206 130H205ZM93 129V130H92ZM201 129H203V130H201ZM248 129V128H247ZM251 129L252 128H250V130L249 131H251ZM260 131V132H258V130ZM33 130V131H32ZM46 130V131H45ZM225 130V129H224ZM246 130V129H245ZM248 130H247V133H246V131H245V134H249L250 132H248ZM48 131H52V132H48ZM103 131V132H102ZM205 131V132H204ZM208 131V132H207ZM220 131H223L222 133H220L219 134V132ZM210 132H212V133H210ZM52 133H54V134H52ZM204 133H205V136H204ZM208 135H207V134ZM250 133V134H251ZM262 133V134H263ZM106 136H105V135ZM52 135V136H51ZM84 135V134H83ZM94 135V136H93ZM99 135V136H98ZM102 135V136H101ZM4 136V137H3ZM8 136V137H7ZM217 136V137H216ZM223 136V138H221V137ZM259 136H262V135H259ZM264 136V135H263ZM93 137V138H92ZM98 137H100V139L98 138ZM103 137V138H102ZM206 137V138H205ZM248 138V140H250L249 142L248 141H246V139ZM254 137V136H253ZM7 138V139H6ZM36 138H38V139H36ZM53 138V139H52ZM198 138V139H197ZM203 138V139H202ZM206 140H205V139ZM217 138V139H216ZM220 138H221V140H220ZM225 138H226V143L223 141V140H225ZM229 138H233L232 140L230 139V141H227V140H229ZM263 139H264V137H262ZM94 139V140H93ZM102 139H103V142H102ZM207 139H209V140H207ZM223 139V140H222ZM235 139V140H234ZM262 139V140H263ZM99 140V141H98ZM218 140V141H217ZM238 140V141H237ZM242 140V141H241ZM39 141V142H38ZM244 141V142H243ZM246 141V142H245ZM253 141V142H252ZM257 141V142H256ZM260 141V142H259ZM37 142H38V145L39 146H37ZM52 142V143H51ZM106 142V143H105ZM228 142V143H227ZM241 142V143H240ZM242 142H243V144H242ZM248 142V143H247ZM6 143V144H5ZM104 143H105V145H104ZM207 143H208V145H207ZM239 143V144H238ZM249 143H250V145H249ZM252 143H253V145H252ZM256 143V144H255ZM257 143H258V145H257ZM50 144V145H49ZM83 144V145H82ZM225 144H226V146H225ZM230 144H232L233 145V147L234 148H232V145H230ZM5 145L7 146V147H5ZM41 145V146H40ZM94 145V146H93ZM97 145V146H96ZM99 145V146H98ZM100 145H102V146H100ZM172 145H173V143H172ZM175 145H176V143H175ZM203 145V144H202ZM211 147H210V146ZM213 145H217V147L216 146H213ZM230 146V148H232L231 150L228 148L229 146ZM235 145V146H234ZM239 147H238V146ZM248 145V146H247ZM263 145V146H262ZM11 148H10V147ZM174 146V145H173ZM218 146H219V148L220 149H217L218 148ZM221 146H224L225 148H222ZM228 146V147H227ZM242 146V147H241ZM245 146H247L246 148H245ZM257 146V147H256ZM84 147V148H83ZM101 147V148H100ZM227 147V148H226ZM238 147V148H237ZM244 147V148H243ZM254 147H255V150H254ZM262 147V149L260 150V148ZM175 148L177 149V153L176 154H178L179 155V157H178V155H177V157H178V162H180L181 164H179L178 165V167L180 166V165H182V167L180 166L179 167V170H178V167H176L175 169H176V171H175V173L174 174H172L171 176H170V179H175V176L177 175L176 173H178V175L177 176H179V177H177L176 176V179L175 180H172L170 183L173 185V183H175V185H173V187L171 186V184H170V186L172 187V188H174V186H178L179 184H182V185H180V186H178V188H179V191H180V194L177 196V197H179V200L181 199L182 200V202L184 203V205L186 204V203H188L189 201L191 202V203H188V205H189V207H191L190 208V211H191V213H192V217L193 218H195V221L197 222V225H198V223H199V225L196 227V228H198V231H201V233H203V238H204V236H206L207 234H209L208 236H210V238L208 237V236H206L204 239L206 240H208V243H209V245H208V247L211 245V250H210V252L211 251H214L213 253H215V254H213L212 252V255H214V257L216 258L215 260H217V262H218V260H220L219 262V264H246V256L247 257H250L251 255H253V256H257L258 257V260H259V262H258V264H262L263 262H264V245L262 246L261 244V242L259 243V239L257 240L256 239V237L257 236H253V234H255V233H251L250 234V232L248 231V229H247V227L246 226H242V225H240V223H237V224H239L238 226H237V224L236 225H233L232 224V221H230L232 218H230L231 216H229L228 214H226L227 213V211H226V209L224 210L223 208H224V205H223V203H222V201L220 202V198H218V196H217V192L215 191V193H211L210 192V187H208V186H211V185H208V184H210L211 182L209 181V178H208V176H206V175H204L205 177H203V175L202 174H204L205 173V171H202L203 169H201V166H199L200 164H197L196 165V161H194V162H192L193 160L190 158L189 159V156L188 157H186V154H184L183 153V151H181L180 149H178V146L176 145L175 146ZM248 148H249V150H248ZM253 148V149H252ZM259 148V149H258ZM10 149V150H9ZM40 149H41V151H40ZM102 149V150H101ZM230 151H229V150ZM234 149V150H233ZM15 150V151H14ZM223 150V151H222ZM226 150V151H225ZM237 150V151H236ZM252 150V151H251ZM218 151V152H217ZM235 151H236V153H235ZM254 151V152H253ZM8 152H10V153H8ZM222 152H223V154H222ZM252 152V153H251ZM6 153H7V155H6ZM91 153V154H90ZM214 153V152H213ZM219 153V154H218ZM233 153H235V154H233ZM263 153V154H262ZM4 154H5V156H4ZM104 156H103V155ZM251 154V155H250ZM254 154V155H253ZM86 155V156H85ZM223 155V156H222ZM228 155V156H227ZM238 155H240V156H238ZM229 156H231V157H229ZM250 156L252 157V158H250ZM255 156V157H254ZM181 157V158H180ZM239 157H241V158H239ZM71 158V159H70ZM100 158V159H99ZM232 158V159H231ZM243 158H245V159H243ZM181 159V160H180ZM238 159H240V160H238ZM35 160V161H34ZM104 160V161H103ZM60 161V162H59ZM68 163V165H67V167H69V172H70V170H71V174H69V172L67 171V167H66V165H65V163L66 162ZM85 161H86V163H85ZM95 161V162H94ZM242 161V162H241ZM94 162V163H93ZM100 162H102V163H100ZM103 162H104V164H103ZM238 162H241V163H238ZM106 163H108V164H106ZM195 163V164H194ZM243 163H244V165H243ZM93 166H91V165ZM106 164V165H105ZM37 165V166H36ZM64 165H65V167L67 168H65L64 167ZM36 166V167H35ZM90 166V167H89ZM2 167V168H1ZM87 167V168H86ZM258 167H260V168H258ZM36 168V170L37 171H35L34 169ZM95 168V169H94ZM181 168V169H180ZM5 169V170H4ZM92 170V171H91ZM105 170V171H104ZM32 171H34V172H32ZM66 171V172H65ZM110 171V172H109ZM188 171H189V173H188ZM196 171H197V173H196ZM202 172V173H198V172ZM221 172V174H223L222 176H224L225 177V181L226 182H229L227 185H229L230 186V188H232L231 189V193H233L232 194V196H235L234 197V200L236 201V203H239V204H237V205H239V207H242L243 206V204H245V202L247 201L248 202V198H247V196H248V194H249V196L250 195H252V196H250V198L251 199H253V197H254V195H255V200H251V203H249V213L247 212V215L248 216H250V215H252V216H250V217H254L253 219H255L257 222H261V223H259V224H263L264 223V205H262V204H264V194H263V191H262V194L260 193L261 191H260V189H258V188H256V187H253V184H251V183H248V182H246L247 180H246V178L243 176V175H241V174H239L238 175V173L235 175V173H234V175L233 174H231L232 172L230 171V173H229V171H228V174H230V175H228L227 174V172H226V174H225V172L224 171H222V170H220ZM258 171V172H257ZM68 172V173H67ZM204 172V173H203ZM6 173V174H5ZM74 173V174H73ZM105 173V174H104ZM27 174V175H26ZM92 174V175H91ZM176 174V175H175ZM182 176H181V175ZM225 174V175H224ZM5 176V177H3V176ZM30 175V176H29ZM33 175V176H32ZM90 176V178L88 177V176ZM173 175H175V176H173ZM238 175V176H237ZM68 176H69V178H68ZM77 176V177H76ZM110 176V177H109ZM8 177V178H7ZM42 177V178H41ZM183 177V178H182ZM241 177V178H240ZM72 180H75L76 182H72V181H70L71 179ZM75 178V179H74ZM77 178V179H76ZM81 178V179H80ZM99 178V179H98ZM229 180H228V179ZM191 179V180H190ZM227 179V180H226ZM236 181H234V180ZM245 179V180H244ZM44 180V181H43ZM62 180V181H61ZM86 180V181H85ZM87 180H89V181H87ZM111 180H113L114 181V183H113V181L111 182ZM201 180V181H200ZM232 180V181H231ZM82 181V182H81ZM184 181V182H183ZM239 181H240V183H239ZM67 182V183H66ZM173 182V183H172ZM178 184H177V183ZM199 182V183H198ZM209 182V183H208ZM242 182V183H241ZM26 183V184H25ZM66 183V184H65ZM76 183H77V185H76ZM83 183V184H82ZM90 183V184H89ZM104 183H106V184H104ZM186 183V184H185ZM247 183H248V185H247ZM264 183V182H263ZM79 184V185H78ZM184 184V185H183ZM199 184H201V186L199 185ZM236 184V185H235ZM241 186H240V185ZM245 184V185H244ZM249 184H251L252 186H250ZM21 185H22V187H21ZM64 185H62V187L64 186ZM81 185H82V187H84V185L86 186L85 188H82L81 187ZM103 185V186H102ZM189 187H188V186ZM194 185H195V187H194ZM234 185V186H233ZM31 186V187H30ZM65 186H64V188H65ZM184 186V187H183ZM240 186V187H239ZM3 187V188H2ZM17 187H18V190H17ZM80 187V188H79ZM90 187V188H89ZM101 187H103V188H101ZM189 189H188V188ZM191 187V188H190ZM193 187V188H192ZM201 187V188H200ZM239 187V188H238ZM252 187V192H251V188ZM16 188V189H15ZM19 188H21V189H19ZM94 188H95V190H94ZM185 188V189H184ZM186 188H187V190H186ZM230 188H229V190H230ZM240 189V191L238 190V189ZM246 188V189H245ZM248 188V189H247ZM255 188V189H254ZM15 189V190H14ZM30 189V190H29ZM96 189H97V191H96ZM113 189V190H112ZM204 189V190H203ZM234 189V190H233ZM250 189V191H247V190H249ZM23 190V191H22ZM104 190V191H103ZM194 191V193H193V191ZM198 190V191H197ZM200 190H202V191H200ZM209 190V191H208ZM242 190V191H241ZM245 190V192L244 193H246L245 194V197L247 198V199H245V197H244V200H242V196H244V193H243V191ZM253 190H257L256 192H259V193H256V192H253ZM17 191V195L19 196H15V198H14V194H13V192H16ZM96 191V192H95ZM184 191V192H183ZM186 191H187V193H186ZM192 192L193 194H191L190 192ZM197 191V192H196ZM247 191V192H246ZM102 194H101V193ZM107 192V193H106ZM204 192H206L205 193V195H204V193L202 194V193ZM207 192H209V193H207ZM249 192V193H248ZM88 193V194H89ZM190 193V194H189ZM214 194V197L212 196V197H210L211 196V194ZM234 193H236V194H234ZM251 193V194H250ZM253 193V194H252ZM105 194H108V195H105ZM182 194H184V195H182ZM194 194H196V195H194ZM200 194V195H199ZM46 195V196H45ZM187 195V196H186ZM188 195H190L189 197L190 198H192L193 197V199H191V200H188ZM196 196V198H197V196H198V198H200V199H194V196ZM207 195L209 196L208 198H207ZM238 195V196H237ZM247 195V196H246ZM258 195H259V197H258ZM261 195V196H260ZM34 196V197H33ZM90 196V195H89ZM101 196V197H100ZM186 196V197H185ZM200 196V197H199ZM215 196H217V198L215 197ZM257 196V197H256ZM98 197H99V200H98ZM242 197V198H241ZM1 198H3V199H1ZM212 198V200L215 202L214 203V205L215 206H217V207H215L214 205H211V203L213 202L212 200L210 201V199ZM217 200H216V199ZM11 199V200H10ZM12 199H17V200H15V205L17 206L16 208H15V212L13 211H11L10 210V208H12V204H13V200ZM20 199V200H19ZM39 199H41V200H39ZM112 199V200H111ZM204 199V200H203ZM258 199V200H257ZM180 200V201H181ZM194 200L196 201V202H194ZM203 201V202H202ZM242 201H243V204H241L242 203ZM93 202V203H92ZM111 202V203H110ZM258 202H259V204H258ZM17 203V204H16ZM104 203V204H103ZM195 203V204H194ZM218 203V204H217ZM253 203V204H252ZM96 204V205H95ZM192 206H191V205ZM199 204H201L200 206H199ZM213 204V203H212ZM36 205V206H35ZM61 205V206H60ZM187 204H186V206H188ZM194 205H195V207H194ZM241 205V206H240ZM110 208H109V207ZM113 206V207H112ZM213 208H212V207ZM60 207V208H59ZM63 207H64V209H63ZM210 207V208H209ZM98 208V209H97ZM105 208V210H107ZM111 208H113V209H111ZM194 208V209H193ZM212 208V209H211ZM217 208V209H216ZM18 209H22V210H18ZM66 209V210H65ZM204 209H205V211H204ZM207 209V210H206ZM211 209V210H210ZM261 209H262V211H261ZM7 210H8V212H7ZM18 210V211H17ZM194 212H193V211ZM210 210V211H209ZM213 210V211H212ZM257 210V211H256ZM11 211V212H10ZM69 211V212H68ZM217 211V212H216ZM5 212V213H4ZM7 212V213H6ZM17 212V213H16ZM213 212H214V215H213ZM254 212H256V213H254ZM259 212V213H258ZM16 215H14V214ZM68 215V218H66L67 217V215ZM69 213V214H68ZM110 213V214H109ZM209 213H212V214H210L209 215ZM5 214H7L6 215V217H8V218H6L5 217ZM8 214H10V215H8ZM20 214V215H19ZM97 214L99 215L98 217H97ZM13 215V216H12ZM22 215V216H21ZM90 215V216H89ZM195 215V216H194ZM207 215V217H205ZM209 215V216H208ZM262 215V216H261ZM5 218H4V217ZM15 216V217H14ZM21 216V217H20ZM32 216H34L33 218H32ZM53 216V217H52ZM66 216V217H65ZM110 216V217H109ZM215 216V217H214ZM219 216V217H218ZM259 216V217H258ZM11 217V218H10ZM198 217V218H197ZM213 217V218H212ZM216 217H217V219H216ZM257 217V218H256ZM4 218V219H3ZM199 218H200V220H199ZM209 218H212V219H210L209 220ZM261 218H262V221H261ZM1 219H2V221H1ZM10 219V220H9ZM11 219H13V220H11ZM16 219H18V220H16ZM55 219H59V222L58 221H56ZM68 219H69V221H68ZM96 219H98V220H96ZM106 219V218H105ZM214 219V220H213ZM217 220V223H218V225H216V227H215V223H216V220ZM6 222H5V221ZM20 220V221H19ZM32 220H33V222H32ZM103 220V221H102ZM205 221V223H204V221ZM213 220V221H212ZM7 221H10V222H7ZM17 221H19V222H17ZM207 221H209V222H207ZM16 222V223H15ZM56 222L58 223V224H56ZM66 222H67V224H66ZM106 222V221H105ZM195 222V223H196ZM214 222V223H213ZM8 223H10V224H8ZM15 223V224H14ZM18 223H20V224H18ZM54 223V224H53ZM96 223V224H95ZM100 224V226H99V224ZM216 223V224H217ZM22 224V225H21ZM65 224H66V226H65ZM80 224V225H79ZM102 224V225H101ZM212 224V225H211ZM18 225V226H17ZM19 225H20V227H19ZM203 225V226H202ZM209 225H211V226H209ZM214 225V226H213ZM219 225L221 226L220 228L222 229H220L219 228ZM224 225V226H223ZM264 225V224H263ZM263 225H261L262 227H263ZM10 226V227H9ZM16 226V227H15ZM33 226H34V228H33ZM95 226H97V227H95ZM103 226V227H102ZM200 226V227H199ZM202 226V227H201ZM206 226V227H205ZM236 226V227H235ZM8 227V228H7ZM61 227V228H60ZM228 227V228H227ZM238 227V228H237ZM15 228V229H14ZM54 228V229H53ZM59 228V229H58ZM80 228H82L81 230H80ZM105 228V229H104ZM202 228V229H201ZM232 228V229H231ZM242 228H243V230H242ZM264 228V227H263ZM9 229V230H8ZM20 229V230H19ZM59 231H58V230ZM96 229H97V231H96ZM102 229V230H101ZM237 231H236V230ZM7 230V231H6ZM12 230H14V231H12ZM15 230H17V231H15ZM203 230V231H202ZM208 230V231H207ZM221 232H220V231ZM225 230V231H224ZM65 231V232H64ZM67 231V232H66ZM100 231H101V233H100ZM223 231V232H222ZM242 231H243V233H242ZM19 232H20V234H19ZM64 232V233H63ZM69 232H70V234H69ZM205 232H207L206 234H205ZM236 232V233H235ZM249 232V233H248ZM33 233V234H32ZM105 233V234H104ZM200 233V232H199ZM200 233V234H201ZM224 233V234H223ZM228 235H226V234ZM241 233V234H240ZM17 234V235H16ZM32 234V235H31ZM244 234V235H243ZM24 235V236H23ZM230 235H232V236H230ZM103 236H105L104 238H100V237H103ZM251 236H253V238L251 237ZM17 237V238H16ZM222 237V238H221ZM233 237V238H232ZM98 238H100V239H98ZM217 238V239H216ZM225 238L227 239V240H225ZM231 238V239H230ZM245 238V239H244ZM19 239V240H18ZM25 239V240H24ZM103 239V240H102ZM210 239V240H209ZM212 239V240H211ZM215 239V240H214ZM223 239V240H222ZM5 240V241H4ZM33 240V241H32ZM35 240V241H34ZM214 240V241H213ZM230 240V241H229ZM234 240V241H233ZM238 240V241H237ZM247 240V241H246ZM22 241V242H21ZM97 241V242H96ZM105 241V242H104ZM211 241V242H210ZM218 241V243H216ZM223 241H225V242H223ZM251 241V242H250ZM256 241V242H255ZM17 242V243H16ZM19 242V243H18ZM31 242H32V245H31ZM34 242V243H33ZM99 242V246H97L98 243ZM104 242V243H103ZM207 242V241H206ZM234 242V243H233ZM241 242H242V244H241ZM5 243V244H4ZM30 243V244H29ZM93 243V244H92ZM96 245H95V244ZM109 243H111V244H109ZM229 243H233L234 245H232V244H229ZM249 243V244H248ZM18 244V245H17ZM25 244V245H24ZM40 244H41V242H40ZM52 244V245H51ZM103 244V245H102ZM108 244V245H107ZM213 244V245H212ZM215 244V245H214ZM226 244H227V246H226ZM28 245V247H25V246H27ZM38 245V246H37ZM111 245V246H110ZM238 245V246H237ZM247 245V246H246ZM16 246V247H15ZM32 246V247H31ZM35 246H36V248H35ZM39 246H41V247H39ZM52 248H51V247ZM104 246V247H103ZM107 246V247H106ZM230 246V247H229ZM235 246V247H234ZM260 246V247H259ZM39 247V248H38ZM97 248V250L95 249V248ZM239 247H240V249H239ZM242 247V248H241ZM249 249H248V248ZM254 249H253V248ZM260 248L259 250H258V248ZM262 247V248H261ZM27 250H26V249ZM31 250H30V249ZM33 248V249H32ZM89 248V249H88ZM90 248H91V250H90ZM100 248V249H99ZM231 248V249H230ZM246 248V249H245ZM6 249H7V252H5L6 251ZM19 249V250H18ZM21 249V250H20ZM93 249H94V251H93ZM101 249H103V250H101ZM105 249V250H104ZM107 249V250H106ZM239 249V250H238ZM24 250V251H23ZM90 250V251H89ZM245 250L247 251V252H245ZM4 251V252H3ZM13 251V252H12ZM19 251V252H18ZM32 251V252H31ZM43 251V250H42ZM52 251V252H51ZM21 252H23V253H21ZM29 252V253H28ZM31 252V253H30ZM89 252V253H88ZM104 252V253H103ZM110 252H108V253H110ZM242 252V253H241ZM245 252V253H244ZM254 254H253V253ZM257 252V253H256ZM9 253V254H8ZM19 253V254H18ZM92 253V254H91ZM24 254V255H23ZM31 254H33V257H32V255ZM244 254H246V255H244ZM257 254V255H256ZM18 255V256H17ZM85 255H86V257L87 258H85ZM89 255H91V256H89ZM243 255V256H242ZM250 255V256H249ZM9 256V257H8ZM244 256H245V258H244ZM259 256H260V259H259ZM53 257V258H52ZM15 258H17V259H15ZM23 258V259H22ZM27 258V259H26ZM39 258H40V260H39ZM83 258L85 259V260H83ZM89 258V259H88ZM9 259V260H8ZM24 259H26V260H24ZM29 259V260H28ZM34 259V260H33ZM93 259V260H92ZM145 261H144V260ZM142 260H141V263L142 264H148V262H149V260H146V258H143ZM7 260V261H6ZM31 260V261H30ZM52 260V261H51ZM89 260V261H88ZM245 260V261H244ZM21 261V262H20ZM30 261V262H29ZM7 262V263H6ZM53 262V263H52ZM147 262V263H146ZM100 264V263H99ZM264 264V263H263Z\"/></svg>",
	"mask_w": 264,
	"mask_h": 264
}]
</instances>
